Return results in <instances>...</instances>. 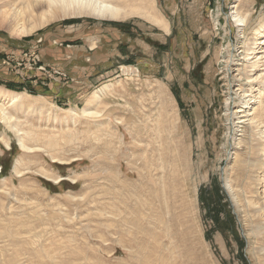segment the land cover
<instances>
[{
  "label": "rangeland",
  "instance_id": "374dc122",
  "mask_svg": "<svg viewBox=\"0 0 264 264\" xmlns=\"http://www.w3.org/2000/svg\"><path fill=\"white\" fill-rule=\"evenodd\" d=\"M152 1L167 29L0 16V88L25 95L0 103V264H264V0ZM112 26L138 31L130 64Z\"/></svg>",
  "mask_w": 264,
  "mask_h": 264
},
{
  "label": "bare ground",
  "instance_id": "6f19581e",
  "mask_svg": "<svg viewBox=\"0 0 264 264\" xmlns=\"http://www.w3.org/2000/svg\"><path fill=\"white\" fill-rule=\"evenodd\" d=\"M137 1L138 6L129 8L124 6L127 3V0H20L12 6H16V9L18 6H20L21 9H13L14 12L12 13V15L11 13H9V11H4L2 9V11H0V16H3V20H9L10 30L17 36L31 35L39 26H43L50 20L59 18L60 16H78L81 14L89 17L92 16L99 19L119 22H124L130 17L136 16L156 26L167 29L166 21L162 16L157 15L155 5L152 0ZM31 14H40L41 21L35 19L36 23L27 25V23L25 22V17L26 15H29L28 21H31ZM47 14H49V16H44ZM235 17L237 21L241 23L239 26H243V22L245 20L237 15H235ZM262 43L264 44V42ZM254 54L257 53L247 54L246 61L249 63L250 60H254L253 62H250L249 65L251 68L258 70L262 66H264V48H262V51L258 53L261 54L260 56L256 55L252 57V55ZM261 78L264 80V73L259 74L254 79L258 80ZM109 87V85H105L102 91L107 90ZM259 94L260 96H264V92L262 89ZM24 96V94L10 92L0 88V103L7 102V104L9 105H14L19 103ZM100 96V93L96 92L91 97L90 104L97 102ZM253 111V117L249 120L251 121V123H254L255 120H258L255 127L256 129H262L260 127L262 124H264V101H260L259 107L253 109ZM84 113L89 114V109H85ZM9 119L10 118L7 117L5 111L0 108V121L6 122L7 120L9 121ZM18 143L20 147L25 151H31V148L27 146V144L21 137L18 139ZM7 145L9 144L7 143ZM21 164V159H18L15 166V171L18 174H21ZM46 177L50 178L49 176ZM230 189L232 190V186H230Z\"/></svg>",
  "mask_w": 264,
  "mask_h": 264
},
{
  "label": "crops",
  "instance_id": "0c3cea01",
  "mask_svg": "<svg viewBox=\"0 0 264 264\" xmlns=\"http://www.w3.org/2000/svg\"><path fill=\"white\" fill-rule=\"evenodd\" d=\"M141 30V28H139ZM110 31L111 33H114V38L112 39L110 45L111 47H115V48H118V57L121 58L122 60L124 59H127V63L130 64V62L132 61H135L134 60V52H133V48H134V43L132 42V36H131V33L133 32H138L136 30V28H131L129 27L128 29H125V28H122V27H116V26H112L110 28ZM121 33V39L120 40H117V33ZM78 39V38H77ZM81 39V38H79ZM79 39L78 40H71L70 43H75L76 44V47L77 44H81L79 42ZM98 42V41H97ZM96 44V42H95ZM85 45V47H87V49H89L93 55H96V51H95V48H93V40L89 39L88 38V42L87 43H84L83 46ZM75 46V45H73ZM81 46V45H80ZM68 48H71V45H67V47H65V49H68ZM79 50H61V52H59V55H61L60 57V60L63 61L64 63H62L63 65L67 63V59L69 58V55H73L72 56V59L75 61V69L78 70V65H81L78 60L79 58H81V56H79V53H78ZM75 53V55H74ZM91 54V53H90ZM94 57V56H93ZM2 72V71H1ZM31 84V83H30ZM33 85V84H32ZM42 88V87H40ZM50 89V88H49Z\"/></svg>",
  "mask_w": 264,
  "mask_h": 264
},
{
  "label": "trees",
  "instance_id": "16d2710c",
  "mask_svg": "<svg viewBox=\"0 0 264 264\" xmlns=\"http://www.w3.org/2000/svg\"><path fill=\"white\" fill-rule=\"evenodd\" d=\"M3 173H6L7 172V170H5V169H3V171H2Z\"/></svg>",
  "mask_w": 264,
  "mask_h": 264
},
{
  "label": "built area",
  "instance_id": "2783aa9c",
  "mask_svg": "<svg viewBox=\"0 0 264 264\" xmlns=\"http://www.w3.org/2000/svg\"><path fill=\"white\" fill-rule=\"evenodd\" d=\"M42 67V66H41ZM41 69H44V68H41ZM43 71H45V70H43Z\"/></svg>",
  "mask_w": 264,
  "mask_h": 264
}]
</instances>
